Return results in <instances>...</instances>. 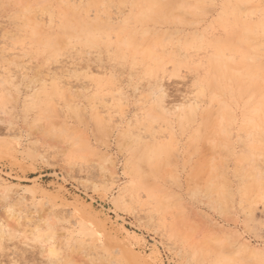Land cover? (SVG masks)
I'll use <instances>...</instances> for the list:
<instances>
[{
	"label": "rangeland",
	"instance_id": "obj_1",
	"mask_svg": "<svg viewBox=\"0 0 264 264\" xmlns=\"http://www.w3.org/2000/svg\"><path fill=\"white\" fill-rule=\"evenodd\" d=\"M183 1L0 0V264H264V0Z\"/></svg>",
	"mask_w": 264,
	"mask_h": 264
},
{
	"label": "bare ground",
	"instance_id": "obj_2",
	"mask_svg": "<svg viewBox=\"0 0 264 264\" xmlns=\"http://www.w3.org/2000/svg\"><path fill=\"white\" fill-rule=\"evenodd\" d=\"M184 1L186 2V0H184ZM184 1H183V4L185 3ZM181 6H182V5H181ZM181 6H179V7H181ZM73 7H74V6H73ZM67 8H68V6H67ZM74 10H75V8H74ZM74 10L72 9V12H74ZM243 10H245V9L243 8ZM75 12H76V11H75ZM67 14H68V13H67ZM75 14H76V13H75ZM71 15H73V13H71ZM71 17H72V16H71ZM166 17H167V16H166ZM97 20H98V19H97ZM99 21H100V20H99ZM38 26H39V25H38ZM36 30H37V27H36ZM32 31H33V30H32ZM34 32H35V31H34ZM254 32H255V31H254ZM35 33H36V32H35ZM250 33H251V32H250ZM246 34H248V33H246ZM246 34H245V35H246ZM36 36H37V35H36ZM36 36H35V37H36ZM57 42H58V41H57ZM91 45H92V44H91ZM59 46H60V45H59ZM59 46H58V47H59ZM258 46H259V45H258ZM258 46H257V47H258ZM58 47H57V48H58ZM152 47H153V46H152ZM57 48H56V49H57ZM258 48H259V47H258ZM144 49H145V48H144ZM149 50H150V49H148V53L151 51V50H150V51H149ZM153 51H154V49H153ZM153 51H151L150 53H152ZM150 53H149V54H150ZM146 54H147V51H146ZM152 54H153V53H152ZM153 55H154V54H153ZM153 55H152V56H153ZM155 57L157 58V56H155ZM154 59H155V58H154ZM157 59H158V58H157ZM155 61H156V60H155ZM159 61H161L160 58H159ZM159 61L157 60V62H159ZM220 63H221V62H220ZM220 63H219V64H220ZM222 63H223V62H222ZM221 77H222V76H221ZM259 81H260V80H259ZM258 96H259V95H258ZM219 106L221 107V103H220ZM153 110H154V109H153ZM46 111H47V110H46ZM216 112H217V111H216ZM216 112H215V113H216ZM152 114H153V113H152ZM211 114H212V113H211ZM211 114H210V115H211ZM210 115H209V116H210ZM206 121H207V120H206ZM248 126H249V125H248ZM213 131H216V130H213ZM210 135H211V134H210ZM212 135H213V134H212ZM213 136H214V135H213ZM247 136H248V135H247ZM204 137H205V136H204ZM212 140H213V139H212ZM254 140H255V139H254ZM218 142H219V141H218ZM254 146H255V145H254ZM253 153H254V152H253ZM251 158H252V157H251ZM212 169H213V167H212ZM213 170H215V169H213ZM213 170H212V171H213ZM210 171H211V170H210ZM213 172H214V171H213ZM210 173H211V172H210ZM209 175H210V174H209ZM213 180H214V179H213ZM210 181H211V180H210ZM210 184H211V183H210ZM210 184H209V185H210ZM219 185H220V184H219ZM220 187H221V186H220ZM217 188H218V187H217ZM212 191H213V190H212ZM214 191H215V190H214ZM216 191H217V189H216ZM217 192H218V191H217ZM224 192H225V191H224ZM221 193H222V192H221ZM221 193H220V194H221Z\"/></svg>",
	"mask_w": 264,
	"mask_h": 264
},
{
	"label": "snow or ice",
	"instance_id": "obj_3",
	"mask_svg": "<svg viewBox=\"0 0 264 264\" xmlns=\"http://www.w3.org/2000/svg\"><path fill=\"white\" fill-rule=\"evenodd\" d=\"M52 255H55V253H51ZM53 264H55V262H53Z\"/></svg>",
	"mask_w": 264,
	"mask_h": 264
}]
</instances>
